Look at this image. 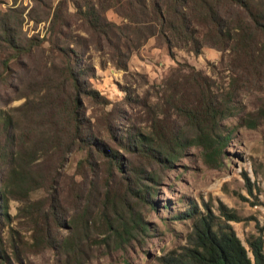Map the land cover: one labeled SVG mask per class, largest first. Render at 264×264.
<instances>
[{
	"label": "rangeland",
	"instance_id": "rangeland-1",
	"mask_svg": "<svg viewBox=\"0 0 264 264\" xmlns=\"http://www.w3.org/2000/svg\"><path fill=\"white\" fill-rule=\"evenodd\" d=\"M98 8V0H0V191L20 150L30 161L25 168L32 174V199L45 207L53 203L59 220L52 225L49 215L50 222H43L49 244L34 243V217L19 199H0V209L7 211L0 220L6 264H162L163 254L189 244L190 211L226 219L220 206L238 216L227 221L248 248L251 232L261 229L264 237V113L254 127L241 118L264 109V90L236 91L233 113L221 119L230 137L220 165L206 162L198 144L187 145L168 166L149 162L128 145L138 131L151 130L147 104L164 116L155 104L167 90L165 78L178 64L189 63L226 83L228 49L204 40L199 52L176 46L171 55L161 36H141L133 30L140 23L125 16V6L113 5L101 9L107 22L119 25L106 39L83 17ZM108 41L120 44L121 52ZM68 61L82 71V84L108 99L80 94L81 134L69 148L63 137L44 140L52 106L75 94L65 76ZM165 122L187 136L194 133L183 117L169 114ZM103 145L110 151H102ZM151 145L162 156V148ZM113 151L120 168L108 162ZM87 155L90 162L83 160ZM134 170L145 199L128 188L138 187ZM122 219L128 228L134 221L125 238L113 230ZM248 254L252 257L249 249Z\"/></svg>",
	"mask_w": 264,
	"mask_h": 264
},
{
	"label": "trees",
	"instance_id": "trees-1",
	"mask_svg": "<svg viewBox=\"0 0 264 264\" xmlns=\"http://www.w3.org/2000/svg\"><path fill=\"white\" fill-rule=\"evenodd\" d=\"M111 5L125 6V16L133 18L135 24L140 23L132 27L133 30H137L143 37L153 34L161 36L171 55L173 47L176 46L199 52L204 40L220 50L228 49L227 65L230 73L226 83H218L214 77L189 63H180L174 67L164 80L167 90L163 89L159 95L160 102L155 104L161 106L164 116L159 115L158 109L147 104L151 130L148 133L138 131L132 139L130 138V142L134 144H126L137 155L143 156L149 162L159 161L163 166H168V162L187 145L198 144L203 148L206 162L220 165L221 154L230 137V131H222L221 119L233 113L231 100L236 91L240 87L264 90V0H98V10L84 11L83 17L94 32L106 39L108 32L116 35V29L119 27L113 21L107 22L101 13V9ZM108 42L116 54L121 52L120 44ZM12 45L19 46L13 43ZM4 63L6 65L7 61ZM75 68L76 65L72 62H66L65 76L75 94L63 100V103L52 106L46 127L50 128L49 135L44 139L51 143L53 140L60 142L63 137L68 142L67 148L78 142L77 138L81 134L80 94H88L96 101L108 100L97 89L82 84V71ZM263 113L264 109H259L258 114L249 113L241 118V122L248 127H254L258 122L257 115ZM169 114L183 117L194 133L187 136L172 130L165 122ZM4 123L6 124L5 121ZM152 143L162 148V156L155 151ZM16 144L23 146L22 140H17ZM102 147V151H110L106 145ZM18 151L13 159L15 164L8 170L1 188L0 199H5L8 195L19 199L23 203V209L34 217V243L49 244L50 233L45 229L43 222L47 224L51 219L52 225H58L59 220L53 203L45 207L39 199H32V174L25 168L30 161L23 160L25 156ZM91 151L88 150L89 155ZM109 155L108 162L111 167L120 168L121 162L118 161L117 152L113 151ZM83 160L90 162L88 155ZM131 174L132 181L138 185L139 171L134 170ZM128 188L137 198L145 199L146 190L142 186ZM220 211L226 219L219 218L209 211H190L194 221L188 233L189 244L181 251L171 249L163 254L161 263L264 264V237L261 229L246 237L247 248L232 224L227 221L238 219V216L231 210H225L223 206H220ZM5 217L7 211L3 206V209H0V220ZM133 222H130L128 228L122 219L113 230L125 238L132 230ZM68 242H71L70 239L66 240L65 244ZM248 249L252 257L248 254ZM3 252L5 251L0 246V264H6L9 260V256Z\"/></svg>",
	"mask_w": 264,
	"mask_h": 264
}]
</instances>
